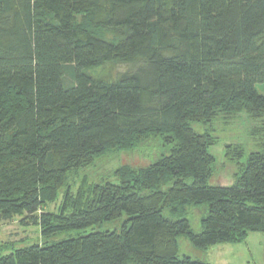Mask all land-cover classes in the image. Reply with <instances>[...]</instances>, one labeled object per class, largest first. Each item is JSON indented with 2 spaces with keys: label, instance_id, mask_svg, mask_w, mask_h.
I'll return each mask as SVG.
<instances>
[{
  "label": "trees",
  "instance_id": "16d2710c",
  "mask_svg": "<svg viewBox=\"0 0 264 264\" xmlns=\"http://www.w3.org/2000/svg\"><path fill=\"white\" fill-rule=\"evenodd\" d=\"M107 63L132 67L88 73ZM237 114L255 146L227 144L233 181L210 185L216 138L193 125ZM152 137L169 150L153 163L67 182ZM198 204L199 233L172 218ZM15 217L41 241L0 264H210L179 256L178 238L203 249L264 233V0H0V220Z\"/></svg>",
  "mask_w": 264,
  "mask_h": 264
},
{
  "label": "rangeland",
  "instance_id": "374dc122",
  "mask_svg": "<svg viewBox=\"0 0 264 264\" xmlns=\"http://www.w3.org/2000/svg\"><path fill=\"white\" fill-rule=\"evenodd\" d=\"M132 67V64L107 63L101 67L89 70L88 73L107 79L115 78L119 73ZM255 122L245 114H237L233 118L219 119L213 124H194L193 128L200 132L207 131L216 138L214 145L208 148L214 157L213 175L210 185L232 183L236 165L225 156V146L241 144L246 153L252 151L255 140L250 131ZM167 146L158 137L138 143L132 150H110L95 158L89 166L71 172L67 182L72 190H76L84 181L87 183L117 182L114 172L123 166L134 169L145 167L160 156L168 154ZM59 200L49 204L46 209L56 211ZM207 214V205H190L184 215H174L173 219L186 218L192 232L202 230L201 220ZM121 221L105 222L101 225L90 226L82 230L59 232L55 239L70 238L86 235L93 231H114L121 228ZM40 229L37 225L22 226L19 217L12 220H0V255L8 254L15 248L30 246L41 240ZM179 256H188L210 264H264V233L252 232L248 237L237 243H218L199 249L194 247L185 236L178 238Z\"/></svg>",
  "mask_w": 264,
  "mask_h": 264
}]
</instances>
